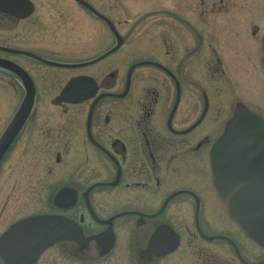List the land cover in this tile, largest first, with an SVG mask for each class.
I'll use <instances>...</instances> for the list:
<instances>
[{
  "label": "flooded vegetation",
  "instance_id": "af4514ba",
  "mask_svg": "<svg viewBox=\"0 0 264 264\" xmlns=\"http://www.w3.org/2000/svg\"><path fill=\"white\" fill-rule=\"evenodd\" d=\"M136 2L24 0L23 18L0 11V46L10 49L0 59L26 75L20 83L0 70L21 92L5 128L34 94L0 165L32 159L53 171L47 214L73 222L68 240L35 259L9 248L6 264H264V248L224 211L210 168L237 105L262 110L235 89L204 86L221 65L208 61L204 21L189 22L188 0L174 9L149 0L125 19Z\"/></svg>",
  "mask_w": 264,
  "mask_h": 264
},
{
  "label": "rangeland",
  "instance_id": "374dc122",
  "mask_svg": "<svg viewBox=\"0 0 264 264\" xmlns=\"http://www.w3.org/2000/svg\"><path fill=\"white\" fill-rule=\"evenodd\" d=\"M138 1L125 12V19L152 7L144 5L149 0ZM173 1L163 0L161 7L174 9ZM199 18H203V27ZM188 19L204 32L208 61L212 66L219 61L221 65L219 74L209 76L204 86L209 88L213 83V88L225 93L235 89L238 100L262 110L264 116V0H188ZM4 38L0 33V41ZM20 97L19 83L0 71V135ZM39 161H51V156L43 154ZM24 162L19 158L16 164L8 160L0 165V234L23 217L54 212L49 202L58 185L54 172L46 171V167L40 171L44 165H37L38 161L28 159L29 168Z\"/></svg>",
  "mask_w": 264,
  "mask_h": 264
},
{
  "label": "water",
  "instance_id": "95a60500",
  "mask_svg": "<svg viewBox=\"0 0 264 264\" xmlns=\"http://www.w3.org/2000/svg\"><path fill=\"white\" fill-rule=\"evenodd\" d=\"M7 1L10 0H0V9ZM14 1L20 3L21 0ZM21 8L22 5L14 3L12 14L23 17ZM0 50L9 49L0 46ZM0 69L12 70L20 80H26L21 68L6 60L0 59ZM61 96H66V92ZM33 98V93L26 96L15 113L13 123L1 135L0 160L27 120ZM211 171L213 184L228 216L254 242L264 247V120L239 104L212 149ZM72 223L55 215L23 220L12 226L0 240V258L6 264L9 248L24 247L29 248V252L33 251L26 257L35 259L55 242L68 240L73 232Z\"/></svg>",
  "mask_w": 264,
  "mask_h": 264
}]
</instances>
